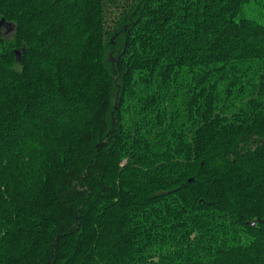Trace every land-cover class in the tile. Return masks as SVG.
Listing matches in <instances>:
<instances>
[{"label": "trees", "instance_id": "obj_1", "mask_svg": "<svg viewBox=\"0 0 264 264\" xmlns=\"http://www.w3.org/2000/svg\"><path fill=\"white\" fill-rule=\"evenodd\" d=\"M0 264H264V0H0Z\"/></svg>", "mask_w": 264, "mask_h": 264}, {"label": "rangeland", "instance_id": "obj_2", "mask_svg": "<svg viewBox=\"0 0 264 264\" xmlns=\"http://www.w3.org/2000/svg\"><path fill=\"white\" fill-rule=\"evenodd\" d=\"M1 27H2V28H1ZM1 27H0V28H1L3 31H5L6 34L10 35V34L12 33V31H9V30L7 29V26L1 25Z\"/></svg>", "mask_w": 264, "mask_h": 264}, {"label": "water", "instance_id": "obj_3", "mask_svg": "<svg viewBox=\"0 0 264 264\" xmlns=\"http://www.w3.org/2000/svg\"><path fill=\"white\" fill-rule=\"evenodd\" d=\"M5 22V19L3 18L1 21H0V26L3 25Z\"/></svg>", "mask_w": 264, "mask_h": 264}]
</instances>
